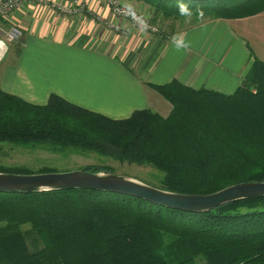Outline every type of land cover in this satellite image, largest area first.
<instances>
[{
	"label": "trees",
	"instance_id": "1",
	"mask_svg": "<svg viewBox=\"0 0 264 264\" xmlns=\"http://www.w3.org/2000/svg\"><path fill=\"white\" fill-rule=\"evenodd\" d=\"M145 1L165 9L179 4ZM184 2L205 15L227 12L211 17L264 10V0ZM147 86L168 103L167 113L145 108L113 118L56 93L35 104L0 91V144L75 148L152 165L163 172L155 186L181 193L264 181L263 60L254 59L233 93L176 79ZM82 169L114 172L106 165ZM0 264H264V196L190 212L109 191L0 192Z\"/></svg>",
	"mask_w": 264,
	"mask_h": 264
},
{
	"label": "crops",
	"instance_id": "2",
	"mask_svg": "<svg viewBox=\"0 0 264 264\" xmlns=\"http://www.w3.org/2000/svg\"><path fill=\"white\" fill-rule=\"evenodd\" d=\"M52 1L25 0L0 16V91L35 104H46L56 93L113 118L153 107L165 114L168 103L148 84L176 79L233 93L254 59L264 61V10L141 32L103 0H83L87 8L72 15L57 11ZM132 3L152 18L151 3ZM179 33L190 47L173 46Z\"/></svg>",
	"mask_w": 264,
	"mask_h": 264
},
{
	"label": "water",
	"instance_id": "3",
	"mask_svg": "<svg viewBox=\"0 0 264 264\" xmlns=\"http://www.w3.org/2000/svg\"><path fill=\"white\" fill-rule=\"evenodd\" d=\"M69 189L122 193L170 208L201 212L237 200L262 197L264 196V181L238 182L212 193L189 194L166 190L138 178L108 170L95 172L80 168L36 173L0 171V192L29 193Z\"/></svg>",
	"mask_w": 264,
	"mask_h": 264
},
{
	"label": "rangeland",
	"instance_id": "4",
	"mask_svg": "<svg viewBox=\"0 0 264 264\" xmlns=\"http://www.w3.org/2000/svg\"><path fill=\"white\" fill-rule=\"evenodd\" d=\"M153 5L155 6V3ZM206 13H208V11H204L203 16L199 18L194 14L189 22H185V18L179 14L178 8L165 9L162 8V6H158V8L155 7L153 13H151L152 18H149L152 23L161 25L163 32H169L171 29H176L178 25H190L191 23L212 16V14L215 15L227 12L212 10V14L205 15ZM154 16H156L155 19ZM253 91L256 90L253 89ZM156 109L160 108L153 107V110ZM0 165H3L7 169H26L31 173L42 171L44 168L52 171H68L83 167L106 165L112 167L117 174L135 177L153 185H160V179L163 176V172L152 165L142 166L138 164L122 163L92 151H82L75 148L61 149V147L55 149V147L47 145L23 147L10 143L0 144ZM24 228H28V225L24 226ZM27 235V238L30 239V234ZM34 235L35 234L31 236V240ZM31 240H29V242H31Z\"/></svg>",
	"mask_w": 264,
	"mask_h": 264
},
{
	"label": "built area",
	"instance_id": "5",
	"mask_svg": "<svg viewBox=\"0 0 264 264\" xmlns=\"http://www.w3.org/2000/svg\"><path fill=\"white\" fill-rule=\"evenodd\" d=\"M23 1L25 0H0V16L8 15L11 11H13L18 6H20V4ZM103 2L105 3L106 6L111 8V10L115 15L130 20L133 23L132 19L128 15L124 14L123 4H121L120 0H103ZM52 7L55 8L60 13L68 14V15L77 14L87 8L83 0H54L52 1ZM147 18H148V23L151 25L149 31L158 32L160 30V25L156 23H152L151 19L149 17ZM112 26L115 27L116 29H118L119 27L118 25H112Z\"/></svg>",
	"mask_w": 264,
	"mask_h": 264
},
{
	"label": "clouds",
	"instance_id": "6",
	"mask_svg": "<svg viewBox=\"0 0 264 264\" xmlns=\"http://www.w3.org/2000/svg\"><path fill=\"white\" fill-rule=\"evenodd\" d=\"M178 9L179 14L185 18V22H189L194 14L197 18L202 17L204 14L203 9L197 8L193 10L184 0H179ZM123 11L125 15H128L132 19L141 32H147L150 29L151 25L148 23V18L136 12V7L132 3V0H123ZM172 44L177 50L190 47V41L182 33L173 35Z\"/></svg>",
	"mask_w": 264,
	"mask_h": 264
}]
</instances>
